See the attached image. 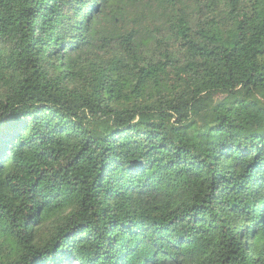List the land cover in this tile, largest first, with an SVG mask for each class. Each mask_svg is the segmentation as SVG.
<instances>
[{
	"label": "clouds",
	"instance_id": "obj_1",
	"mask_svg": "<svg viewBox=\"0 0 264 264\" xmlns=\"http://www.w3.org/2000/svg\"><path fill=\"white\" fill-rule=\"evenodd\" d=\"M0 205V264H264V0H0Z\"/></svg>",
	"mask_w": 264,
	"mask_h": 264
},
{
	"label": "trees",
	"instance_id": "obj_2",
	"mask_svg": "<svg viewBox=\"0 0 264 264\" xmlns=\"http://www.w3.org/2000/svg\"><path fill=\"white\" fill-rule=\"evenodd\" d=\"M17 19H20V17H17ZM62 134V133H58ZM66 139L71 140L73 137L71 135L67 136ZM52 142L51 141H41V144H45L46 146L44 148H41L40 152L38 153V156L48 159V160H55L59 157L61 149L59 148H52L49 149L47 145H50ZM53 152L56 153V155H53ZM73 160L75 161V165L77 166V171H79V167L81 164H87V162L90 160V156L87 152V150L81 146V148L76 150V154L73 156ZM257 160H253L252 164L255 165L257 164ZM66 168H72L73 163L72 161H69L68 164L65 165ZM79 176H74L73 179H79ZM4 206L0 205V208ZM255 235V234H253ZM243 257L240 256L238 251L234 248H229L228 254H226L221 262V264H242Z\"/></svg>",
	"mask_w": 264,
	"mask_h": 264
}]
</instances>
